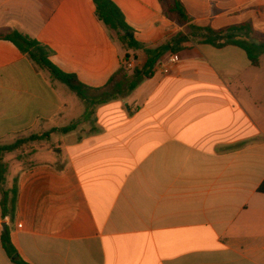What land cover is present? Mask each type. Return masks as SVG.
<instances>
[{"label": "crops", "instance_id": "0c3cea01", "mask_svg": "<svg viewBox=\"0 0 264 264\" xmlns=\"http://www.w3.org/2000/svg\"><path fill=\"white\" fill-rule=\"evenodd\" d=\"M111 1L144 47L129 56L145 74L88 114L5 37L35 39L58 69L104 87L126 51L94 0H0V142L74 126L19 169L15 219L0 215V264H16L3 226L28 264H264V0H179L197 26L250 24L257 66L240 47L194 41L161 0ZM178 34L189 39L173 53ZM171 55L179 62L164 73Z\"/></svg>", "mask_w": 264, "mask_h": 264}, {"label": "trees", "instance_id": "16d2710c", "mask_svg": "<svg viewBox=\"0 0 264 264\" xmlns=\"http://www.w3.org/2000/svg\"><path fill=\"white\" fill-rule=\"evenodd\" d=\"M166 3L167 16L173 21H176L181 26L189 25L194 33V41L201 43L205 42L215 47L222 48L228 45L240 47L248 54L251 62L257 66L259 56L262 50L253 43L252 26L244 24L236 27L214 30L211 27H200L195 23H191L185 6L179 0H161ZM96 6V14L100 22H102L114 35L116 42L121 48L126 51V59L123 61L121 69L111 77L109 82L101 88H92L84 85L76 75L68 74L50 61L51 50L41 45L35 39L19 32H15L6 36L11 40L20 51L27 55L29 59L40 69L45 70L50 75L65 84L72 92H74L88 106V114L90 108L108 103L117 98L126 97L136 90L139 84L143 81L145 71L130 67L129 52L143 49L135 38L132 30L125 21L122 11L111 0H94ZM189 38L183 34H178L167 44L173 53H176ZM149 55V66H153L156 59L151 58L155 51H146ZM74 129L70 126L61 130L53 129L44 134H31L28 136H20L10 145H4L0 142V181L4 185L6 183V173L8 166L4 163V159L9 154L21 153L25 154L28 148H32L36 144L50 139L51 135L56 132L66 134ZM22 159V157H19ZM260 193H264V182L259 188ZM19 187L18 181L11 189L4 192L3 200L0 201V215L3 219H15L18 204ZM2 244L10 259L16 264H28L24 262L14 248L9 231L6 230L2 234Z\"/></svg>", "mask_w": 264, "mask_h": 264}, {"label": "rangeland", "instance_id": "374dc122", "mask_svg": "<svg viewBox=\"0 0 264 264\" xmlns=\"http://www.w3.org/2000/svg\"><path fill=\"white\" fill-rule=\"evenodd\" d=\"M36 146H38L40 148V144L34 145V147H36ZM43 147L47 148V146H43ZM49 147L50 146H48V148ZM34 152H36L35 148L33 150H32V148H28L25 154L16 153L20 156H17L12 161L6 163V165L8 166V172L5 175L6 183L2 187L3 192H5L8 189H11L12 186L15 184L16 180L18 179L19 169L21 168V166H22V168L25 169L26 166H29L31 164L30 156H32L34 154ZM19 157H22V159H20ZM3 197L4 196L1 195V193H0V201L3 200Z\"/></svg>", "mask_w": 264, "mask_h": 264}, {"label": "built area", "instance_id": "2783aa9c", "mask_svg": "<svg viewBox=\"0 0 264 264\" xmlns=\"http://www.w3.org/2000/svg\"><path fill=\"white\" fill-rule=\"evenodd\" d=\"M178 62H179L178 56L176 55L169 56L165 61L162 62V65L166 67V69L164 70V73H169L170 65L176 64ZM130 67L133 68V65H131V63H130Z\"/></svg>", "mask_w": 264, "mask_h": 264}, {"label": "water", "instance_id": "95a60500", "mask_svg": "<svg viewBox=\"0 0 264 264\" xmlns=\"http://www.w3.org/2000/svg\"><path fill=\"white\" fill-rule=\"evenodd\" d=\"M4 227V231H6V226H3Z\"/></svg>", "mask_w": 264, "mask_h": 264}]
</instances>
